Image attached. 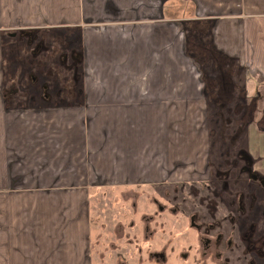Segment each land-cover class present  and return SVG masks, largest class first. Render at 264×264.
Listing matches in <instances>:
<instances>
[{"label":"crops","instance_id":"1","mask_svg":"<svg viewBox=\"0 0 264 264\" xmlns=\"http://www.w3.org/2000/svg\"><path fill=\"white\" fill-rule=\"evenodd\" d=\"M183 17L210 24L216 53L264 77V0H0V264H99L94 189L208 178L207 106L195 127L177 128L178 113L194 104L193 89L177 101V77L197 76L179 68L180 31L171 22ZM33 34L41 45L24 43V64L18 56L12 65L13 39ZM59 37L68 57L50 58ZM59 75L105 77V88L84 92L96 99L77 107L24 106L14 102L23 95L7 89V77ZM252 127L246 151L264 178V152L249 148ZM261 186L264 179L252 216L256 243L264 238Z\"/></svg>","mask_w":264,"mask_h":264},{"label":"rangeland","instance_id":"2","mask_svg":"<svg viewBox=\"0 0 264 264\" xmlns=\"http://www.w3.org/2000/svg\"><path fill=\"white\" fill-rule=\"evenodd\" d=\"M179 10L183 9L178 6L177 12ZM171 23L176 24L180 31L176 34L178 36L177 57L181 63L179 68L182 70L183 76L189 69L194 75H197L196 77H177L178 102H186L188 97L185 92L189 89L194 90L193 109L181 106V109H187V113L183 115L178 113L177 115L178 131L179 128H183L182 131L186 128L190 129L193 126L195 127L196 123L203 121L204 112L202 109L206 105L207 113L205 116H207L208 122L209 154H213L212 158L214 159L221 153L224 154L223 158L218 160H223L225 171L234 170L233 166H228L232 163L237 164L239 168L237 170L241 171L243 165H246L247 161L251 159L246 151L247 139L245 135L249 125L254 126L248 131L250 152L255 156H257L255 154L257 149H262L264 152V132L256 128L258 126L264 129V77H252V73L250 74L245 67H242L234 59L216 53L209 43V39L211 40L210 34L208 35L209 23L206 26L203 22H190L185 17L182 20L177 19V21L172 19ZM22 36L20 35L12 41L18 42L16 48H12V53L16 54L13 56L12 65L17 63L15 60L18 56H22V61L19 60L18 63L24 64L23 60L26 55L24 43L26 44L31 40L34 41L35 48L41 45L42 35L39 37L33 34V36L26 38ZM59 39L62 41L60 37ZM80 44H82V41ZM58 45L56 43L46 54H50V58L56 57L58 54H66L67 58L70 47L62 41L58 51ZM40 57L42 58V56ZM53 69L51 72L56 74V67H53ZM68 73V71L67 73L65 71V74ZM72 73L74 74V71L70 72V75ZM79 73H81V70ZM81 74H83V66ZM59 76L7 77V84L9 85V82H11V86H7V89L20 92L23 97L15 98L14 102L24 106L57 104L66 107L69 104L77 107L78 104L87 106L88 101L90 104L91 101H94L93 99H96L89 97L83 99L82 94L84 92L90 95L89 91L92 89L103 90L105 88V77ZM95 78L98 81L93 80ZM203 89L205 94H203ZM145 99L150 100L151 97L146 96ZM86 113L89 112H81L84 116ZM185 121H187V124L184 127ZM194 136H196L195 133ZM225 185L227 186V183ZM164 188V185L109 186L92 191L94 195L91 205V225L94 234L92 247L94 252L101 258H98V260H102L99 264H108V262L110 264H123V260L117 257L114 252L117 248L132 251V255L135 256L137 250L133 247L134 243L126 241L125 233L132 232L131 227H134L132 223L137 225L138 216L143 211L146 195L149 193V196L158 197L157 193L161 190L162 192L165 191ZM176 189L179 191V186L176 188L172 186L170 189L173 196L176 195ZM179 197L180 195H176L173 199L178 198L176 202L181 207L187 206L191 202L189 195L185 194L182 200H179ZM185 226L187 227V225ZM135 231L137 233V230ZM171 231V238L178 239L176 228L172 226ZM259 245H262V240L257 243V248ZM137 261V258H132L129 264H137ZM179 263L184 264L185 262L177 261V264ZM258 263L261 264L262 261Z\"/></svg>","mask_w":264,"mask_h":264},{"label":"flooded vegetation","instance_id":"3","mask_svg":"<svg viewBox=\"0 0 264 264\" xmlns=\"http://www.w3.org/2000/svg\"><path fill=\"white\" fill-rule=\"evenodd\" d=\"M223 156L210 157L206 180L145 185H164L165 191H159L158 197L146 195L137 225L132 223V232L125 233L126 241L134 243L135 256L127 249L114 250L124 264L132 258H137V264H259L257 259L264 257V251L257 248L252 216L262 200L257 190H261L258 185L264 178L252 168V159L241 171L234 163L228 165L234 170L225 171L223 160H218ZM172 186H179L175 192L179 200L185 194L190 196L187 206L181 207L178 198L173 199L176 195L170 190ZM172 226L178 239L171 238Z\"/></svg>","mask_w":264,"mask_h":264}]
</instances>
